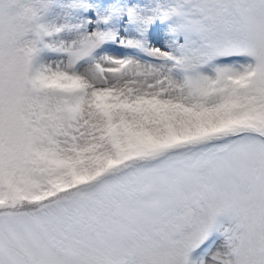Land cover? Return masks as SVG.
Listing matches in <instances>:
<instances>
[{"label":"snow or ice","instance_id":"obj_1","mask_svg":"<svg viewBox=\"0 0 264 264\" xmlns=\"http://www.w3.org/2000/svg\"><path fill=\"white\" fill-rule=\"evenodd\" d=\"M0 264H264V0H0Z\"/></svg>","mask_w":264,"mask_h":264}]
</instances>
